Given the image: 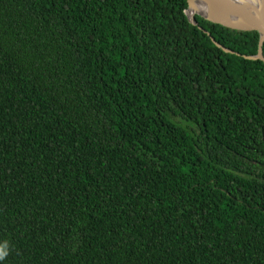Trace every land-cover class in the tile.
<instances>
[{
	"label": "trees",
	"instance_id": "16d2710c",
	"mask_svg": "<svg viewBox=\"0 0 264 264\" xmlns=\"http://www.w3.org/2000/svg\"><path fill=\"white\" fill-rule=\"evenodd\" d=\"M187 7L0 0V264H264L259 35Z\"/></svg>",
	"mask_w": 264,
	"mask_h": 264
},
{
	"label": "water",
	"instance_id": "95a60500",
	"mask_svg": "<svg viewBox=\"0 0 264 264\" xmlns=\"http://www.w3.org/2000/svg\"><path fill=\"white\" fill-rule=\"evenodd\" d=\"M187 9L185 15L192 25H197L196 16L220 25L227 29L240 32H257L259 35L258 52L254 56H243L248 60H260L264 63V0H186ZM202 6L207 16L197 14L189 16L188 12L193 6ZM212 42L225 52L233 51L223 47L213 38ZM238 56L240 54L237 53Z\"/></svg>",
	"mask_w": 264,
	"mask_h": 264
},
{
	"label": "bare ground",
	"instance_id": "6f19581e",
	"mask_svg": "<svg viewBox=\"0 0 264 264\" xmlns=\"http://www.w3.org/2000/svg\"><path fill=\"white\" fill-rule=\"evenodd\" d=\"M189 16H195L197 14L207 16L204 8L202 6L195 5L193 8L188 12Z\"/></svg>",
	"mask_w": 264,
	"mask_h": 264
}]
</instances>
